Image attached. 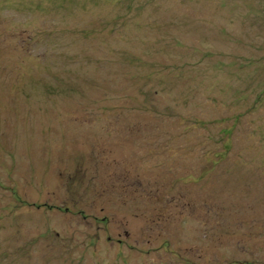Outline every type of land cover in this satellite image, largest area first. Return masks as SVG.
<instances>
[{
    "label": "rangeland",
    "instance_id": "obj_1",
    "mask_svg": "<svg viewBox=\"0 0 264 264\" xmlns=\"http://www.w3.org/2000/svg\"><path fill=\"white\" fill-rule=\"evenodd\" d=\"M0 264H264V0H0Z\"/></svg>",
    "mask_w": 264,
    "mask_h": 264
},
{
    "label": "trees",
    "instance_id": "obj_2",
    "mask_svg": "<svg viewBox=\"0 0 264 264\" xmlns=\"http://www.w3.org/2000/svg\"><path fill=\"white\" fill-rule=\"evenodd\" d=\"M115 2H118V3L125 2L126 3V0H115Z\"/></svg>",
    "mask_w": 264,
    "mask_h": 264
}]
</instances>
